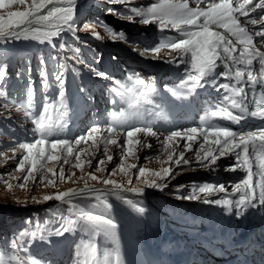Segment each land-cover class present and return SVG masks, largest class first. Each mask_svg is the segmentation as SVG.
Wrapping results in <instances>:
<instances>
[{
  "label": "rangeland",
  "instance_id": "1",
  "mask_svg": "<svg viewBox=\"0 0 264 264\" xmlns=\"http://www.w3.org/2000/svg\"><path fill=\"white\" fill-rule=\"evenodd\" d=\"M154 2L156 0H128L127 5H125L116 3L115 0H76L75 12L80 17L81 25L84 21H93L97 18L103 21V25L95 26L89 30H84L81 27L76 32L79 41L71 33L65 32L62 33L65 38L64 41L54 38L55 48L47 43L40 44L31 40L0 45V63L7 66L6 71L9 77L8 95L15 96L17 100L24 102L23 107L17 106V104L3 107L5 100L0 97V151L6 153L9 158L6 159L4 156H0V174L13 173V175L22 177L23 173L13 171L23 155V151L18 148V143L34 139L32 135L34 125L26 112L39 111L45 94H47L49 100L56 97L57 89L53 80L56 71L63 70L66 77V96L68 97V115L66 119L68 127L62 134L63 137L74 139L97 124L102 128H106L108 125L114 124V117H119L121 113L127 116L133 111L129 107L127 90L131 88L133 93L138 92L140 86L135 84V80L137 78L143 79L154 87L152 84L154 79L149 70L157 65H164L165 68H168L169 61L175 60L171 52L168 54L169 49L167 48L161 49L155 55L151 53L142 55L143 49L154 47L169 38H178L179 34L175 30L161 32L158 30L159 25L157 23L141 24L139 23V17H135L136 22H129L122 17L109 14L107 10L114 8L118 12H125L128 8H144ZM109 28L115 32L122 30L125 39H114L108 31ZM93 32L99 33L100 38H95ZM128 41H132V43ZM61 42H65L68 47L63 50L60 49L59 44ZM76 47L81 50L78 55L72 51V48ZM42 57L47 61L45 70L49 73V87L46 88L41 87V77L39 75ZM97 59L99 60L98 63ZM129 62L132 63V65H129L131 66L130 69L125 66ZM29 65L32 69L31 79L35 82L34 107H29L26 103L27 89L25 84L28 79L26 70ZM175 67L179 70L184 69L183 65L177 67L175 64ZM92 69L105 72L110 78L98 77ZM120 69L128 77L126 79L128 83L121 84L119 89V91L125 92L123 98L112 91L114 81H116L115 78L119 76L118 71ZM17 72L22 73L23 79H16ZM96 97H99L100 100ZM148 112L152 114L150 110ZM158 112L161 113L162 111ZM156 119L154 116L150 125L156 135L150 137V142H143L139 137L136 139L135 134L132 138L133 143L128 145L132 152L124 156V163L126 167L137 165V167H144L149 172H159L164 168H171L174 178L169 177L163 181L167 184L163 191L158 188L147 187L143 183L145 177H140L138 181L136 178L137 168H130L132 180L129 184V176L122 174L118 169L121 164V149L116 145L109 144L108 155H111L113 160L108 162L107 157L104 155L103 144L96 147L91 140L79 146L87 149V151L80 153L81 160L85 162L83 173L80 169L64 165L66 176L71 173H75V175L64 182H61L57 175L55 186L46 183L47 180L54 179L51 174L46 176L45 183H41L37 176L35 182L29 181L23 189L17 186L22 181L9 180L8 176L4 175L3 180H0V253L4 254L5 260L9 264H21V262L23 264H33V261H35V264H84V247L92 242L97 245L98 258L102 259L103 254L107 252L110 254V261H114V249L118 247L119 264H151L149 258L157 253L154 248L159 245V242L162 245L164 244L161 239L163 235L168 238L169 245L167 250L164 247L162 249L167 251L168 255L166 256L164 253L165 256L162 257L159 255L161 253H158L157 255L161 257V263L159 264H177L181 262L184 264L187 263L189 257L195 258V254L201 253V256H204L205 252L211 254L209 251L211 245L208 242L213 240L207 236V233H202L203 230L206 231V227L200 226L197 220L203 219L205 216L206 218L210 217L211 213L206 210L207 207L216 206L205 204L202 201L204 199L216 200L217 197L214 196L221 192L217 190L211 193H200L199 200L177 197L188 196L192 192L193 184L202 186L208 183L215 186L217 182L211 176L230 173V170L226 171V169L232 163L223 161L212 168H205L196 163L195 151H193L186 153V158L191 161V164L177 167L172 161H169L168 157L173 148H175V152L178 151L177 148L181 149L176 153L184 151L185 142H180L177 138L176 141L171 142L170 146L165 148L162 141L171 131L178 128H166L162 124L155 125L153 121ZM127 124L114 125L118 131V136L114 138L118 139L121 145L124 144V132L128 129ZM169 126H171V123H169ZM180 128V130H185L186 127L182 126ZM10 146L16 147L14 159L11 158L13 152ZM175 158L174 154L173 160ZM69 159L73 160L74 158L70 157ZM89 160L91 166L86 163ZM100 160L105 161V164L100 165L105 171L96 172L97 162ZM51 166L52 162H49V167ZM113 169H117V172L110 177L112 180H115L125 189L130 187L141 188L143 193L124 191L122 192L123 200L114 195H109L107 198L109 208L99 205L94 198H76L73 200V204L85 210L91 209L111 216L118 224V244H114L112 240L106 239L102 234L90 237L88 233L80 231L79 228L58 236L56 232L61 224L75 217L69 212L68 208L63 206L65 203L55 199L44 201L43 197L54 195L58 191L83 189L85 182L81 179L82 174L94 173L102 180L108 177ZM56 171L59 172V165L56 166ZM147 178L151 180L152 177L149 175ZM4 180H9L12 187L8 188ZM239 181L235 178L232 185ZM157 183H161L159 178H157ZM88 185L101 189L112 188L110 184L104 185L92 180H88ZM178 188L179 191H177ZM229 190H232V186L229 187ZM129 199L137 203L138 206L144 207L146 211L143 214L137 212L135 208L125 202ZM36 201H39V203ZM93 205L97 206L93 208ZM202 209L207 212L202 211ZM203 212H205V216ZM167 230L170 231L167 232ZM21 232L24 233L23 236H19ZM170 238L174 240V245L170 242ZM14 239L16 240L15 246L12 244ZM186 240L193 242L194 251L192 253L191 250L188 251L181 244ZM23 241H25L24 244H22ZM39 242L55 248L65 246L66 250L61 254V257L55 254L50 257L47 253L38 255V250L35 248ZM21 246H25L27 250H23ZM213 256L214 258L218 257V255ZM129 258L130 262L128 261ZM208 258L213 262L217 259L219 264H228L227 261L219 259L220 257L214 260L212 257Z\"/></svg>",
  "mask_w": 264,
  "mask_h": 264
},
{
  "label": "snow or ice",
  "instance_id": "2",
  "mask_svg": "<svg viewBox=\"0 0 264 264\" xmlns=\"http://www.w3.org/2000/svg\"><path fill=\"white\" fill-rule=\"evenodd\" d=\"M115 2L127 5L128 0H115ZM195 4L196 7H190L189 0H156L144 8L131 7L125 12H118L114 8H109L107 11L109 14L122 17L129 22H136L135 17H139L141 24L157 23L159 25L158 30L161 32L175 30L179 34L178 38L166 39L151 48L145 47L141 54L151 53L155 55L163 48L176 52L178 57L169 62L175 63L177 67L184 66L185 77L180 82L183 88L195 91L197 88L212 86L218 93H224L221 104L226 106L209 110L206 116L202 117L200 127L171 131L162 143L167 148L177 138L185 141L184 151L176 153L175 148H173L168 157L169 161H172L177 167L191 164V161L186 158V153L192 152L193 145L197 143L198 148L194 153L195 161L202 167L212 168L217 165L219 159L233 157L235 163L229 165L226 170L235 171L239 168L246 172V176L240 182L232 185L231 196H228L227 188L224 185L214 186L205 183L202 186L193 184L192 192L188 196L177 198L199 200L200 193H211L218 190L226 194L224 199H204L202 202L224 207L228 213H232L235 209V215L239 218L248 209L264 207V123H261L254 130L236 132L227 127L215 126L210 123V120L223 118L240 124L241 121L252 118L264 122V52L260 51L257 44L254 43L253 35L240 20V17H246L248 19L245 23H250L253 26L259 25L260 28L255 31V37L259 38L260 44H264V15L260 16L259 19L250 18V13H255L257 9L264 12V0H259L257 3H253V0H242V2L236 0L235 4L233 0H195ZM201 4L205 6L201 7ZM75 8L76 0H0V45L31 40L40 44L47 43L55 48L54 38L60 41L65 39L62 33H71L79 41L76 32L81 27L84 30H89L95 26L103 25V21H100L99 18L93 21H84L81 25L80 17L76 14ZM105 27L107 26L105 25ZM216 29H223V32ZM108 31L114 39H125L122 30L115 32L109 28ZM93 36L97 39L100 38L99 33L96 32H93ZM128 42L132 43V41ZM66 47L68 45L65 42L59 44V48L62 50ZM72 51L78 55L81 50L76 47L72 48ZM218 62L224 66L225 71L217 74ZM46 64L47 61L42 57L39 69L42 88L49 87V73L45 70ZM254 64L258 65V68ZM6 67L0 63V97L5 100L2 106L8 107L10 104H17V106L23 107L24 102L17 100L15 96L8 95L9 77ZM233 68H235L234 72ZM92 70L98 77L110 78L105 72ZM26 71L28 73L25 84L27 89L26 103L29 107H34L35 82L31 79L32 69L30 65ZM16 79H23L22 73L17 72ZM221 79L235 80V84L218 83ZM53 80L57 89L56 97L49 100L45 94L39 111L26 112L34 125L32 128L34 139L18 143V148L23 151V155L13 171L23 173L22 177L13 175V173H6L0 174V180H3L4 175H7L9 180L22 181L17 185L21 189L25 188L29 181L35 182L37 176L41 183H45L46 176L51 174L54 179L47 180L46 183L52 186H55L57 175L61 182L69 180L75 173L66 176L64 165L80 169L83 173L85 162L81 160L80 153L87 151V149L79 146L91 140L96 147L103 144L104 155L108 162L113 160V157L108 155V145L113 144L121 149V164L118 169L122 174L129 176V184L132 180L130 168H137V180L139 181L140 177H145L143 183L147 187L158 188L160 191L167 187L163 181L169 177L174 178L171 168H164L159 172H149L144 167H137V165L126 167L124 163V156L132 152L128 145L133 143L132 138L136 133L144 132L147 135H156L150 126L151 121L146 122L142 127L133 125L125 130L123 145L114 138L118 136L115 124H130L133 120L142 119L144 113L149 111L144 106L152 105V95L156 94V90L151 84L137 78L135 84L140 86L138 92L133 93L131 88L127 90L129 107L133 109L127 116L121 113L119 117H114V124H110L106 128H102L98 124L93 125L74 139H68L62 136L68 127L66 119L68 97L66 96L64 71H56ZM120 87V81H114L112 91L123 98L125 92L119 91ZM257 96H261V98L258 99ZM229 109H236L239 114H233ZM201 138L202 142H200ZM10 148L13 152L11 158L14 159L16 147L10 146ZM174 154L175 160H173ZM0 156L9 159L3 151H0ZM70 157L74 159L70 160ZM49 162H52L51 167H49ZM86 163L91 166L90 160ZM103 164H105L104 160L97 162L96 172L105 171L104 168L100 167ZM57 165H59L58 173L56 171ZM254 165L257 169L256 172L253 171ZM116 172L117 169H113L109 176L102 180L94 173L82 174L81 179L85 182L83 189H68L43 197L44 201L55 199L71 206L69 212L75 218L68 219L66 223L61 224L56 232L58 236L79 228L80 231L88 233L90 237L102 234L106 239L118 244V224L111 216L91 209L85 210L73 204V200L76 198H94L99 205L109 208L110 205L107 203L109 195H114L123 200L122 192L124 191L143 193L141 188L130 187L125 189L115 180H112L110 177ZM149 175L152 177L151 180L147 178ZM157 178L161 180V183H157ZM9 180H4V183L8 188H11L12 184L9 183ZM88 180L104 185L110 184L112 188L92 187L88 185ZM179 190L178 188L177 191ZM36 202L39 203V201ZM125 202L141 214L146 211L144 207L138 206L131 199ZM96 206L93 205L92 207ZM23 235V232L19 233V236ZM12 244L15 246V239ZM21 247L23 250H27L25 246ZM114 251V261H110V254L107 252L103 254L102 259L98 258L97 245L90 242L84 247V264H119L118 247ZM0 264H9L3 253H0Z\"/></svg>",
  "mask_w": 264,
  "mask_h": 264
},
{
  "label": "bare ground",
  "instance_id": "3",
  "mask_svg": "<svg viewBox=\"0 0 264 264\" xmlns=\"http://www.w3.org/2000/svg\"><path fill=\"white\" fill-rule=\"evenodd\" d=\"M256 1L257 0H253V3H257ZM233 2L235 4L236 0H233ZM240 2H242V0H240ZM189 5L190 7H196L195 0H189ZM204 6L205 5L201 4V7H204ZM259 17L260 16H258L256 12L250 13V18L259 19ZM246 19L248 18L240 17L241 23L243 25L248 26L247 29L249 30L250 34L253 35L254 43L257 44V47L260 49V51L264 52V44H260L259 38L255 37V31H258L260 27H257L256 29L250 28L251 24L245 23ZM216 30L223 32V29H216ZM168 51H169L168 54L170 52L172 53L174 59L178 57V54L176 52H173L170 50ZM131 62L137 63L136 61H131ZM131 62H129L128 65H125L126 68L128 69L131 68V66H129V65H132ZM149 63H151V61H149ZM168 65H169L168 68H165L164 65L163 66L157 65L154 68H151L149 70L152 74L153 79L155 78L154 81L164 83L162 87L163 89L161 88L157 90L156 94H154L155 97L152 95L153 96L152 105L144 106L146 109L150 108L149 110L152 114H149V112L146 111L141 121H134L130 124V126H133V125L143 126L146 122L151 121V119L155 116L157 118L156 120L153 121L155 125L162 124V125H165L166 128L174 127V129L178 128L177 130L183 131V130H180L181 128L179 127L178 124H181V126L183 127L185 126L186 127L185 129L191 128L189 127L188 124L190 120L192 121L197 120L196 118H191L193 115H195L194 111L196 109L201 110L200 112L201 117H200V120L198 122H195V124L192 127L201 126V119L202 117L206 116V114H204L203 112L205 111V109H208L210 105L215 106V108L226 106V105L221 104L222 95L224 93L223 92L218 93L215 90V88L212 86H207L205 88H197L195 89V91H189L188 89L183 88L180 82L185 77L184 69H181V70L177 69L174 63H170ZM254 66L256 67L257 65L254 64ZM223 71H225L224 66L222 64H219L218 62V67L216 69L217 74ZM234 71H235V68H233V72ZM123 79H125L124 82H126V79H128V77L127 78L124 77ZM115 80L118 81L117 79ZM218 83L235 84V80L221 79L218 81ZM173 93H176V94L174 95ZM96 98L100 100L99 97H96ZM161 107L165 109V114H164V111L161 110ZM87 108L88 106L86 107V109ZM160 110L163 112V113L161 112L162 114L158 112ZM229 110L231 111L232 109H229ZM220 120L221 118H212L210 120V123L215 124V123H218ZM169 123H171V126H169ZM223 124L227 125L226 121H223ZM151 136L152 135H147L144 132L142 133L140 132V133H136L135 138L137 139V137H139L141 141L143 142H146V141L150 142ZM179 141L183 143L185 142L182 139H179ZM200 142H202V138ZM196 148H198V143L193 145V151H195ZM177 150L180 151L181 149L177 148ZM223 161L228 162V163L230 162L232 164L235 163L234 158L229 156L226 158L219 159L217 161V165H219ZM253 171L254 172L257 171L255 165L253 166ZM245 176H246V172L238 168L235 171H230V173L228 174H224L220 176L215 174L211 176V178H213L217 182L215 183L216 184L215 186L224 185L227 188L228 196H231L232 190H229V187L232 186V182H234L235 178L241 181L245 178ZM214 197H217V199H224L226 197V194L224 192H221V193H217ZM232 198H235V197H232ZM63 206L68 209L71 207L68 204H65ZM205 209H202V211H205ZM206 210H208V212L211 213V216L206 218L205 212L207 211H205L203 212L205 217L203 219L197 220L198 221L197 223H199L200 226L203 225L206 227V231L203 230L202 233L203 234L207 233L208 234L207 236L213 240L212 241L213 243L208 242L211 245L210 246L211 248L209 250L211 254H208V252L206 254L205 252L204 254L205 257L203 255L201 256V253L195 254L196 255L195 258L189 257L187 259V263H184V264H219L217 263V259H215L219 257H220L219 259H223L227 261L228 264H242V262H244L246 254L251 252L255 247V241H256V236H257L256 232H257L258 226L261 224L262 220L264 219L262 218L257 224V219L251 214L253 213V211H260L261 213L262 212L261 210H264V208L258 207L256 209H248L239 218L235 215V209L233 210L232 213H228L224 207L216 205V206L207 207ZM169 231L170 230H167V232ZM168 235H170V233H168ZM151 236L153 237L152 234ZM247 237H249L250 239V240L248 239L249 241L246 240ZM161 239L164 243L168 242V238L166 237V235H163ZM171 240L174 241L172 238H170V241ZM181 244L184 245L188 251L191 250V253L194 251V246H192L193 245L192 241L186 240L185 242H182ZM159 245L160 246H157L156 248H154L157 253L151 256L153 258L154 256H156L155 257L156 260L154 264L161 263L160 256L163 257L165 255L166 256L168 255V252L165 251L168 249L167 248L168 246H164V248L166 249L161 250L162 244H159ZM158 253H161L159 254L160 256L157 255ZM213 255H218V257L214 258ZM208 257H212L213 260L215 259L216 261L213 262ZM128 261L129 262L131 261L130 258L128 259ZM231 261H234V262H231ZM177 264H183V262L177 263ZM222 264H226V263H222Z\"/></svg>",
  "mask_w": 264,
  "mask_h": 264
}]
</instances>
